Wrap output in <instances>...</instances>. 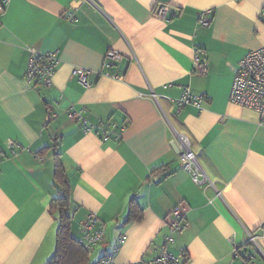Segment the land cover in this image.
Returning a JSON list of instances; mask_svg holds the SVG:
<instances>
[{"label": "crops", "instance_id": "1", "mask_svg": "<svg viewBox=\"0 0 264 264\" xmlns=\"http://www.w3.org/2000/svg\"><path fill=\"white\" fill-rule=\"evenodd\" d=\"M263 11L264 0H10L0 16V264H45L54 253V143L72 186L73 236L90 212L106 226L90 264L117 246L119 264L154 258L180 202L189 226L170 250L184 252L181 264H264V125L230 101L240 59L264 45ZM29 47L58 51L50 86L26 80ZM110 49L123 59L106 69ZM75 67L90 71L88 86ZM184 88L206 97L201 108L178 107ZM72 108L114 126L109 139L85 132ZM176 133L212 184L192 180Z\"/></svg>", "mask_w": 264, "mask_h": 264}, {"label": "built area", "instance_id": "2", "mask_svg": "<svg viewBox=\"0 0 264 264\" xmlns=\"http://www.w3.org/2000/svg\"><path fill=\"white\" fill-rule=\"evenodd\" d=\"M9 2L10 0H0V16ZM168 13V4H159L156 8V15L159 17L166 18ZM211 21L212 19L207 12L202 14L200 18L201 25L208 26ZM28 50L30 55L25 73L26 80L34 86H50L60 64L58 51L40 52L33 47H29ZM105 55L104 67L106 69L120 63L123 59V54L113 49L108 50ZM195 65L200 73L207 72L208 62L200 49L195 52ZM89 72V70L80 67L73 69V75L78 78L83 86L89 85ZM205 98L204 95L193 93L189 88H184L176 103L179 108L188 104L201 108ZM230 101L256 111L259 114L260 124L264 125V45L256 50L249 51L240 59L238 71L232 84ZM54 115L55 113L52 112L51 116ZM68 115L73 120L81 121L85 132L98 131L104 140L109 139V134L114 129V126L110 128L103 122L100 124L89 123L81 112L73 108L69 110ZM176 136L179 143V158L188 167L192 180L198 185L212 184V180L191 147L189 136L182 133H176ZM8 144L12 153L16 154L19 144L14 140H10ZM187 209L185 203L180 202L170 211L165 221L169 231L165 235L163 244L154 258L139 259L126 264H181L184 252L174 254L170 250V245L175 242V234H181L189 226V221L186 218ZM261 231V236H264V222L261 224ZM81 235L80 242L87 250L91 251L105 239L106 226L96 212H90L86 216L82 225ZM259 238L260 235L256 233H249V241L256 248H260ZM118 249L117 246L95 264H119L115 260ZM234 252L236 253L237 249Z\"/></svg>", "mask_w": 264, "mask_h": 264}, {"label": "trees", "instance_id": "3", "mask_svg": "<svg viewBox=\"0 0 264 264\" xmlns=\"http://www.w3.org/2000/svg\"><path fill=\"white\" fill-rule=\"evenodd\" d=\"M51 147L55 151L54 180L56 185L60 187L61 192L52 199L50 204V212L56 216L58 226L54 253L45 264H90L89 252L91 250H87L80 242L81 237L76 238L72 234L73 216L70 213L72 206L71 182L60 153L57 152L58 144L54 143ZM131 213L137 219L142 217V212H135L134 206H132ZM246 256L248 255L245 254L244 257ZM248 257H251V253Z\"/></svg>", "mask_w": 264, "mask_h": 264}]
</instances>
